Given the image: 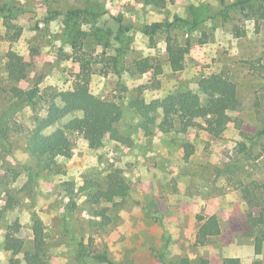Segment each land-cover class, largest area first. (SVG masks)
<instances>
[{
    "label": "rangeland",
    "instance_id": "1",
    "mask_svg": "<svg viewBox=\"0 0 264 264\" xmlns=\"http://www.w3.org/2000/svg\"><path fill=\"white\" fill-rule=\"evenodd\" d=\"M237 2L0 0V264L35 256L37 264H106L101 256L113 264L185 256L264 264V243L255 251L264 230V0L245 11ZM175 18L155 36L143 32ZM168 38L190 49L180 71L170 66ZM10 53L28 62L25 80L9 78ZM213 75L237 87L220 136L203 119L186 131L178 117L165 120L169 95L192 93L208 103L202 82ZM82 78L121 112L116 128L128 142L79 134L83 112H66L61 93ZM12 86L37 88L35 104L13 97ZM138 99L156 109L151 119L134 105ZM60 135L72 140L71 157L42 170L33 137ZM114 171L130 186L128 196L93 202ZM212 215L222 232L197 246L198 217Z\"/></svg>",
    "mask_w": 264,
    "mask_h": 264
},
{
    "label": "trees",
    "instance_id": "2",
    "mask_svg": "<svg viewBox=\"0 0 264 264\" xmlns=\"http://www.w3.org/2000/svg\"><path fill=\"white\" fill-rule=\"evenodd\" d=\"M252 0H238L236 5H240L245 11L247 4ZM162 0H145L148 5L160 6ZM71 15L79 16V11H73ZM180 19L175 18L174 22L170 23H153L144 27L143 32L147 36H155L159 31L172 28ZM190 49L188 46L178 44L174 39H167V54L169 57L170 66L174 71H180L184 67L185 57ZM7 70L9 78L12 81L20 82L28 77L29 64L24 57L17 53H10L7 57ZM144 67L143 69H145ZM89 80L82 78L81 81L75 84V89L61 93L65 102L66 112L82 111L83 117L76 123L79 134L86 140L97 138L101 140L105 136L109 138L128 142L127 138L122 137L116 124L122 119L120 111L116 110L111 102L104 101L95 97L89 92ZM203 88L209 97L206 104L202 103L198 95L192 93H182L169 95L163 102V110L165 120L171 121L175 117L181 120L183 130H187L193 126V123L198 119H203L206 124V130L214 136H220L230 122V117L227 115V109L230 105L238 102L236 84L227 78L218 75H213L208 79L203 80ZM10 92L13 97L18 100L35 104L38 96V89L32 88L24 90L19 87L12 86ZM134 105L139 109L143 116H151L156 109L153 105L145 103L143 99H138ZM212 119H209V118ZM264 132V131H263ZM263 132L259 133L262 134ZM31 153L37 159V166L42 170L53 171L59 169L57 161L59 158H70L72 154V140L67 135L50 136L49 138H40L34 136L32 141ZM130 186L120 177L119 171H114L110 176L108 190L94 193L93 202H98L101 199L113 201L115 198H126L129 194ZM202 223L196 235L197 246H204L211 237L221 234V226L217 215H212L208 218L198 217ZM261 217L257 219V223L261 224ZM257 226V224H255ZM253 226V227H255ZM37 249L41 250L42 241L38 239ZM264 243V230H260L255 236V251L257 254L262 252ZM77 255L81 258H86L82 253V244H79ZM100 261L106 264H113L108 261L106 256H101ZM37 256L29 261V264H37L35 261ZM11 264H19L18 262ZM81 264V263H79ZM167 264H210L208 258L199 257L193 261L189 257H181L175 262ZM222 264H241L239 258L227 257L224 258Z\"/></svg>",
    "mask_w": 264,
    "mask_h": 264
}]
</instances>
